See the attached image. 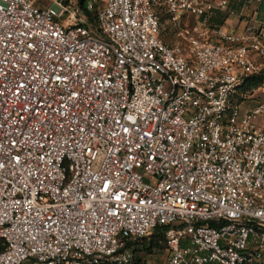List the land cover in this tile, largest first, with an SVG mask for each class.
I'll list each match as a JSON object with an SVG mask.
<instances>
[{"label":"built area","instance_id":"1","mask_svg":"<svg viewBox=\"0 0 264 264\" xmlns=\"http://www.w3.org/2000/svg\"><path fill=\"white\" fill-rule=\"evenodd\" d=\"M51 1L0 0V264L159 227L165 264H264V0Z\"/></svg>","mask_w":264,"mask_h":264},{"label":"trees","instance_id":"2","mask_svg":"<svg viewBox=\"0 0 264 264\" xmlns=\"http://www.w3.org/2000/svg\"><path fill=\"white\" fill-rule=\"evenodd\" d=\"M85 1L86 0H79L80 6L85 9ZM166 227H159L156 229L154 234L149 238H144L140 240L135 245V252H136V264H147V260L145 256L152 255L156 251H166V244H165V232ZM142 253H145V256H142Z\"/></svg>","mask_w":264,"mask_h":264},{"label":"rangeland","instance_id":"3","mask_svg":"<svg viewBox=\"0 0 264 264\" xmlns=\"http://www.w3.org/2000/svg\"><path fill=\"white\" fill-rule=\"evenodd\" d=\"M35 5L39 6L40 4L44 5L45 7L50 6L52 4L51 0H31ZM174 42L175 40H167ZM178 43V42H177ZM142 256H145V253H142ZM167 257L166 251H156L152 255L145 256L147 260V264H165Z\"/></svg>","mask_w":264,"mask_h":264},{"label":"crops","instance_id":"4","mask_svg":"<svg viewBox=\"0 0 264 264\" xmlns=\"http://www.w3.org/2000/svg\"><path fill=\"white\" fill-rule=\"evenodd\" d=\"M233 1V7L235 8V9H238V6H237V4L235 3L236 2V0H232ZM259 18L261 19V20H264V6L262 7V9H261V12H260V16H259ZM227 20V23L228 24H230V26L231 27H237L238 25H239V20H238V18H236V17H233V16H230V18L229 19H227V15H225V14H222V13H219L217 16H216V18H215V22L216 23H218V24H224L225 23V21Z\"/></svg>","mask_w":264,"mask_h":264}]
</instances>
